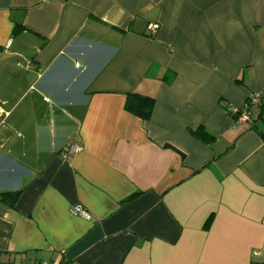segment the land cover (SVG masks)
Wrapping results in <instances>:
<instances>
[{"label":"crops","instance_id":"0c3cea01","mask_svg":"<svg viewBox=\"0 0 264 264\" xmlns=\"http://www.w3.org/2000/svg\"><path fill=\"white\" fill-rule=\"evenodd\" d=\"M1 192L0 264H264V0H0Z\"/></svg>","mask_w":264,"mask_h":264},{"label":"trees","instance_id":"16d2710c","mask_svg":"<svg viewBox=\"0 0 264 264\" xmlns=\"http://www.w3.org/2000/svg\"><path fill=\"white\" fill-rule=\"evenodd\" d=\"M250 96L248 98H250ZM153 103L154 101L151 97L137 95V94H128L126 96L124 106L128 112L138 116L142 120H147L150 117ZM252 105L253 104H249L247 109L249 110V107H251ZM230 115H232V117L235 118L237 117L238 112L231 113ZM258 122H259L258 120L257 121L251 120L252 127L257 129V126L262 125L260 123L261 121L259 122V125L256 124ZM16 196H17L16 192H1L0 201H7L8 198L15 199Z\"/></svg>","mask_w":264,"mask_h":264},{"label":"built area","instance_id":"2783aa9c","mask_svg":"<svg viewBox=\"0 0 264 264\" xmlns=\"http://www.w3.org/2000/svg\"><path fill=\"white\" fill-rule=\"evenodd\" d=\"M148 28L154 32L158 29V24L155 22H151L148 24ZM259 102V93L258 94H253L248 98L244 106L238 110V109H229V113H236L238 112V115L236 117V120L240 122H247L249 120V112H248V106L249 104H257ZM78 150L77 147H72L69 152H76ZM76 212L80 215L83 216L86 219L90 218V215L87 214L82 208L76 207ZM20 264H50L49 261H39L36 263H31V262H22Z\"/></svg>","mask_w":264,"mask_h":264}]
</instances>
